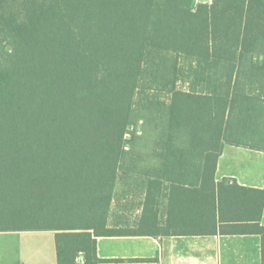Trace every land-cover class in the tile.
Here are the masks:
<instances>
[{
	"label": "trees",
	"instance_id": "trees-1",
	"mask_svg": "<svg viewBox=\"0 0 264 264\" xmlns=\"http://www.w3.org/2000/svg\"><path fill=\"white\" fill-rule=\"evenodd\" d=\"M226 146L264 152V0H0V232H56L58 264L257 234L264 264Z\"/></svg>",
	"mask_w": 264,
	"mask_h": 264
},
{
	"label": "crops",
	"instance_id": "crops-1",
	"mask_svg": "<svg viewBox=\"0 0 264 264\" xmlns=\"http://www.w3.org/2000/svg\"><path fill=\"white\" fill-rule=\"evenodd\" d=\"M233 179L258 204L257 190H264V152L226 146L219 158L216 181ZM264 227V210L260 221ZM19 237L11 262L7 254L13 249L0 246V264H58L54 231L3 232ZM45 236L47 240L45 242ZM47 243V244H46ZM262 236L244 235H173L111 236L97 240L100 264H261ZM79 264V263H77Z\"/></svg>",
	"mask_w": 264,
	"mask_h": 264
},
{
	"label": "rangeland",
	"instance_id": "rangeland-1",
	"mask_svg": "<svg viewBox=\"0 0 264 264\" xmlns=\"http://www.w3.org/2000/svg\"><path fill=\"white\" fill-rule=\"evenodd\" d=\"M197 1L200 2L202 0H197ZM210 1H213V0H210ZM183 89H186V87H183ZM44 238H45V242H46L47 236H45ZM19 245H20L19 237L12 236V234H9V233L0 232V246H7L10 248H13V249L9 250L10 252L7 254L8 256L11 257V262H13V263L18 261L19 255L17 254V252L14 253V250H15L14 248L16 246H19Z\"/></svg>",
	"mask_w": 264,
	"mask_h": 264
},
{
	"label": "water",
	"instance_id": "water-1",
	"mask_svg": "<svg viewBox=\"0 0 264 264\" xmlns=\"http://www.w3.org/2000/svg\"><path fill=\"white\" fill-rule=\"evenodd\" d=\"M210 0H204L205 3H208Z\"/></svg>",
	"mask_w": 264,
	"mask_h": 264
}]
</instances>
